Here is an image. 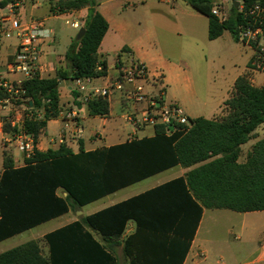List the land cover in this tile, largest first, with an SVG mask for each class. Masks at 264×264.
I'll list each match as a JSON object with an SVG mask.
<instances>
[{
  "label": "trees",
  "instance_id": "obj_1",
  "mask_svg": "<svg viewBox=\"0 0 264 264\" xmlns=\"http://www.w3.org/2000/svg\"><path fill=\"white\" fill-rule=\"evenodd\" d=\"M22 1L3 0L0 8ZM44 1L54 15L84 8H89L90 14L83 25L85 35L76 39L65 54L66 67H58L53 76L23 83L30 99L26 104L43 114L24 122V133L35 143L48 122L60 116L61 81L68 84L107 75V62L98 53L109 29L108 21L95 10L101 0ZM182 1L208 18L210 40L228 31L237 43L239 25L251 21L245 13L255 4L264 7V0H231L240 2L241 8L233 4L227 21L220 23L212 14L216 0ZM126 53L129 50L124 47L118 55V67ZM87 104L91 116L109 114L107 97H95ZM224 105L226 113L220 118L189 119L190 127L174 125L173 130L170 125H156L152 138L100 151L85 152L81 148L80 153L74 154L66 145L46 152L36 150L22 167H15L12 156L4 151L0 241L174 166L191 170L185 177L47 234L48 257L42 255L37 242L30 241L1 253L0 264H118L116 257L86 227L99 232L104 239H119L129 220H134L137 228L124 240L128 264H183L204 209L264 211V138L253 146L244 163L239 162L242 145L264 124V84L256 87L249 75L239 77ZM3 131L9 135L18 132L8 123ZM58 189H63L67 196H59Z\"/></svg>",
  "mask_w": 264,
  "mask_h": 264
},
{
  "label": "crops",
  "instance_id": "obj_2",
  "mask_svg": "<svg viewBox=\"0 0 264 264\" xmlns=\"http://www.w3.org/2000/svg\"><path fill=\"white\" fill-rule=\"evenodd\" d=\"M1 1L3 0H0V2ZM164 1L167 3V0H161V2ZM172 2L176 3V0H172ZM129 4L130 0H101L95 7V10L102 14L109 23L108 32L106 33L98 51L100 59L107 62V75L105 77L94 78L89 82H86L87 88L89 90L93 88H105L110 83L115 82V80L120 75L117 57L122 49L127 47L129 54L134 59L144 63L148 69L150 79L145 88L146 92H150L151 94L155 95L161 89L164 90L165 103L168 105L175 103L181 106L188 118L191 119V114L197 113L199 111L197 107H206L207 103L205 101H200L197 98L193 89L194 86L192 77L189 75V71L182 68L176 62L166 58V56H164L160 51H155L152 54H148V52H145L142 49L141 41H139V43L136 42L135 44L127 45H124V41L121 42V36L126 31V26L115 16V11L120 6H126ZM45 7L47 9L44 11V16H40V11H42V9ZM16 10V13L20 16L22 21L27 23L31 21L42 22L44 28L49 33V37L45 38L41 45L43 52L41 64L43 65L44 71L42 73V78L53 76L56 73L58 67L65 68V54L71 46L72 38L67 40V46L64 48V50H59V44L56 41L57 32L53 27L49 26V21L62 16H67L71 18V21H67L69 23L66 22L68 25L71 26L72 22H78L80 23V27H83L84 23L89 18V8L69 11L60 15H54L50 12V5L44 0H23L21 3H17ZM71 28L73 27L71 26ZM231 38L235 43H237L232 35ZM117 44L118 46H116ZM242 44L251 49L253 54L250 58L245 73L242 72L231 81V91L228 90L226 96H223L221 102H219L222 103L223 106H225V101L232 95L235 82L239 77L249 75V77L255 81L257 72H260L250 70V62L252 61L255 54L254 48L246 43ZM103 46H106L105 50L108 48L106 52H103ZM16 49V43L10 42L4 43L0 48V69L4 71V76L8 77L10 80H20L23 78L21 75L10 73L6 69V63L11 60L13 54L16 52ZM109 53L114 54V59L112 61L109 60ZM263 84L264 78L262 83L256 87H261ZM130 87L131 86H127V88ZM229 87L227 89H229ZM175 89L178 90V93H180L179 97L172 96V92ZM117 93L120 92H114L110 97H107L110 105L109 114L107 116H91L89 114L88 104L82 100V95L77 92L76 82L72 81L68 84L65 83L64 87L61 88L60 116L59 118L50 120L48 122L47 127L43 130L36 143L37 151L46 152L50 149L57 150L61 145H66V147L74 154H78L81 152V148H83L85 152L100 151L124 144L128 141L154 137L156 135L154 126L144 125L138 129L133 126V124L128 119V114L133 111L131 105L123 97L122 93H120V96L116 95ZM146 106L147 104L145 103L138 105V117H141V111L142 109L146 108ZM8 113L9 111L7 109L0 110V137L3 150V160L0 162V176L4 171V151H10V153L8 151L7 152L10 156H12L15 167L24 166L26 160L22 155L15 156L14 148L16 147V143L11 138L12 135L6 134L3 131L4 124H2V119H5ZM22 114H24L23 111ZM197 115L199 116L201 114ZM199 117H194V119ZM220 117L221 116L216 118H205L217 119ZM241 149L242 155L239 159V162L244 163L247 158L244 159V151L242 147ZM241 159L242 161H240ZM177 167L182 166H174L154 174L101 199L91 202L83 207L102 202L103 205L95 210L98 212L143 194L169 181L180 177H185L186 174L191 170V168H184L183 171H181L176 176L168 178L164 181L152 183L140 192L132 191L131 194L123 196L115 201H110L109 199L110 197L116 196L117 194L128 191L130 192L131 189H133L136 185L142 184L148 180H154L160 174ZM57 194L62 197L67 196V193L63 189H58ZM83 207L75 206L71 208L68 213L35 227L38 228L46 224H52L57 220L65 218V216L69 215L71 212H73L74 216L75 214L79 215L77 216L79 218L71 219L68 217L64 219V221L57 223L48 231L44 232L38 241H35L38 243L41 253L44 257H48L50 254L49 244L46 242L45 236L66 225L77 221H82L88 217L81 216L82 213L79 211ZM136 228V222L134 220H129L123 236L119 239H104V237L99 232L94 231L89 227H86V230L91 232L97 241L106 246L107 249L116 257L118 264H120V258L115 254V247L120 245L124 253V240L131 234L135 233ZM94 232H96V234ZM11 238L0 241V244L8 241ZM263 239L264 211L239 213L227 209H204L198 229L196 230L194 238L191 241L190 249L183 264H202L204 262L207 264H212L213 259L216 256H218V261L216 264H264V243H261ZM239 252L241 254L247 253V259L243 262H240L242 258L240 256L242 255H238ZM124 256V264H128L129 260L125 253Z\"/></svg>",
  "mask_w": 264,
  "mask_h": 264
},
{
  "label": "rangeland",
  "instance_id": "obj_3",
  "mask_svg": "<svg viewBox=\"0 0 264 264\" xmlns=\"http://www.w3.org/2000/svg\"><path fill=\"white\" fill-rule=\"evenodd\" d=\"M215 3L223 7L229 15L233 5L231 0H216ZM46 9L45 7L40 11V16H44ZM14 10L17 11L16 7ZM115 16L126 26V31L121 36V42L124 41V45L135 44L141 41L142 49L148 52V54L160 51L166 58L189 71L197 98L207 103L206 107H197L199 111L191 114V119L199 116L216 118L226 113L225 106L219 102H221L223 96H226L228 90L231 91L232 87L230 84L233 78L242 72L245 73L253 54L251 49L242 43H235L229 32H225L216 40H210L208 37V18L198 13L182 0H176V3H173L172 0H167V3L165 1L161 2V0H130L129 5H122L115 11ZM67 21H71V18L62 16L49 21V26L53 27L57 32L56 41L59 44V50L66 48L68 39L72 38L73 43L77 39L79 32V29L75 30L71 28L66 23ZM6 42L17 44L16 39L7 40L4 43ZM105 47L103 46V52L108 50V48L105 50ZM108 56L110 61L114 59L113 53H109ZM263 78L264 73L257 72L255 81L252 79V84L259 86ZM228 87L229 89H227ZM116 95L120 96V93ZM172 96L179 97L180 93L175 89L172 92ZM197 114L201 115L198 116ZM263 138L264 124L259 126L252 134L251 139L242 146L244 159L247 158L253 146ZM7 151L10 153L9 150ZM14 154L15 156L21 155L17 147L14 148ZM2 160L3 150L0 137V162ZM183 169L182 167H177L164 172L154 180H148L136 185L130 192L117 194L109 199L110 201H115L131 194L132 191L140 192L152 183L176 176ZM102 205V202L92 204L81 208L79 212L82 213V217H86L96 212L95 210ZM77 216L79 215L75 214L74 216L73 212H71L65 218L57 220L52 224H46L16 235L0 244V253L30 241H38L44 232L57 223L64 221L68 217L71 219L79 218ZM94 233L96 234V232ZM261 243H264V239ZM115 249V254L120 258V264H124L125 256L122 247L119 245ZM238 255H242L240 256L242 257L240 262L247 259V253L241 254L239 252ZM217 261L218 256L213 259L212 264H216Z\"/></svg>",
  "mask_w": 264,
  "mask_h": 264
},
{
  "label": "built area",
  "instance_id": "obj_4",
  "mask_svg": "<svg viewBox=\"0 0 264 264\" xmlns=\"http://www.w3.org/2000/svg\"><path fill=\"white\" fill-rule=\"evenodd\" d=\"M17 4H9L0 8V48L7 40L16 39V52L10 61L6 63V69L13 74H19L23 78L20 80H10L4 76V71L0 69V110H8L2 124L8 123L11 127L17 128L18 132L11 138L16 143V147L25 159H31L37 148L34 139L24 133L25 119L41 118L42 112L34 111L26 104L30 101L26 97L23 83L25 80L42 78L43 65L42 41L49 37L48 31L42 22L22 21L14 8ZM241 8V7H240ZM212 14L217 17L220 23L227 21L229 15L218 4L212 8ZM245 16L251 21L246 25H239L238 38L242 43H246L254 48L255 54L250 62L251 71L264 72V7L260 4L253 5ZM69 23V22H67ZM71 26L80 29L78 22H72ZM119 60L117 59V64ZM1 67V66H0ZM102 67H98L101 71ZM120 75L115 82L110 83L105 88H93L89 90L86 82L91 79L76 80L77 91L82 95V100L88 103L95 97H110L114 92L122 93L126 101L129 102L132 112L128 114L129 121L135 128L144 125H186L190 127V120L184 110L177 104L168 105L164 101V90L157 94L146 92L145 88L149 82V72L146 65L134 59L129 53L123 56V63L119 67ZM252 83V79L250 78ZM127 86H131L127 88ZM145 103L146 108L142 109L141 117H138V105ZM22 111L24 114H22ZM73 117V116H72ZM221 264V263H220Z\"/></svg>",
  "mask_w": 264,
  "mask_h": 264
},
{
  "label": "water",
  "instance_id": "obj_5",
  "mask_svg": "<svg viewBox=\"0 0 264 264\" xmlns=\"http://www.w3.org/2000/svg\"><path fill=\"white\" fill-rule=\"evenodd\" d=\"M232 3L235 5V8H239L240 7V2H232ZM85 31L86 30L83 27H81L79 29V32H78V35H77V40H81L83 38V36L85 35ZM64 84H65L64 81H61L59 83V88L64 87ZM30 105H32L31 102H30ZM170 129L173 130V124H172V122L170 124Z\"/></svg>",
  "mask_w": 264,
  "mask_h": 264
}]
</instances>
